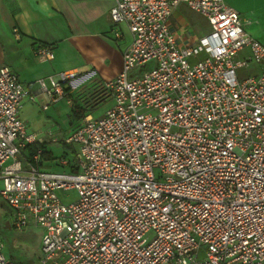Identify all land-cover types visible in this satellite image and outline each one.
Segmentation results:
<instances>
[{"label": "built area", "instance_id": "built-area-1", "mask_svg": "<svg viewBox=\"0 0 264 264\" xmlns=\"http://www.w3.org/2000/svg\"><path fill=\"white\" fill-rule=\"evenodd\" d=\"M178 5L209 32L178 41L168 24ZM109 17L131 40L101 82L110 107L64 136L78 145L59 160L67 171L23 156L41 141L20 117L33 96L0 67V199L12 226H40V264H264V43L224 0H113ZM249 62L258 71L239 76ZM94 75L63 72L43 91L53 102ZM68 189L76 196L62 200ZM3 246L0 264H15Z\"/></svg>", "mask_w": 264, "mask_h": 264}, {"label": "crops", "instance_id": "crops-1", "mask_svg": "<svg viewBox=\"0 0 264 264\" xmlns=\"http://www.w3.org/2000/svg\"><path fill=\"white\" fill-rule=\"evenodd\" d=\"M112 4L113 0H0V67L8 66L29 88L33 100L24 99L20 117L29 132L33 129L42 137L47 149L51 134L43 133V127L65 116L74 126L79 124L84 117H74L72 107L83 105V95L93 81L111 79L121 70L131 33L124 24H112ZM168 24L183 44L195 42L210 30L203 17L184 5L173 9ZM246 25V32L257 39ZM39 47H48L53 57L40 58ZM90 70L95 75L79 89L69 90L56 101L47 100L43 87L50 89L61 73L85 74ZM97 106L82 114L96 117L92 112Z\"/></svg>", "mask_w": 264, "mask_h": 264}, {"label": "rangeland", "instance_id": "rangeland-1", "mask_svg": "<svg viewBox=\"0 0 264 264\" xmlns=\"http://www.w3.org/2000/svg\"><path fill=\"white\" fill-rule=\"evenodd\" d=\"M225 1L230 2L231 7L249 22L246 28H249V31L264 43V0ZM257 69L258 67L254 63L249 62L247 67L239 68L237 72L239 76H243L255 72ZM111 104L110 99L102 102L92 112L93 115L96 117L101 116ZM43 128V133L51 134L50 140L46 142L51 159L49 158L43 162V168L52 171H67L69 169L67 166L61 167L58 163L62 157L73 160L78 152V145L64 143V136L70 129L74 128V124L68 122V118L65 116L59 118L54 125H48L47 123ZM37 138L39 140L42 137H38L37 133ZM58 195L62 200H70L76 196V191L74 189L58 191ZM41 231L40 226L34 224H28L22 228L13 227L10 211L0 199V237L4 244L3 253L7 259L11 258L15 264H40Z\"/></svg>", "mask_w": 264, "mask_h": 264}, {"label": "trees", "instance_id": "trees-1", "mask_svg": "<svg viewBox=\"0 0 264 264\" xmlns=\"http://www.w3.org/2000/svg\"><path fill=\"white\" fill-rule=\"evenodd\" d=\"M64 96L68 95L69 87H64ZM84 102L83 105L76 104L72 107L73 116L76 118L84 117L82 111L90 110L106 101L109 97L107 90L102 86L101 81H93V84L90 86V89L86 91L83 95ZM81 111L78 113V111ZM39 151V160L38 164L43 165V162L47 159H51L50 151L46 148L43 142L35 141L25 145L22 150L23 156L26 157L27 160H30L34 163V159L32 156Z\"/></svg>", "mask_w": 264, "mask_h": 264}]
</instances>
